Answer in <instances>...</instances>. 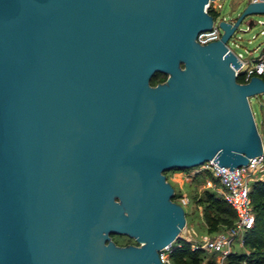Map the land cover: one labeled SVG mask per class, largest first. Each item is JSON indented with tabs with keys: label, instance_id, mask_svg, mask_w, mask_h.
Wrapping results in <instances>:
<instances>
[{
	"label": "water",
	"instance_id": "1",
	"mask_svg": "<svg viewBox=\"0 0 264 264\" xmlns=\"http://www.w3.org/2000/svg\"><path fill=\"white\" fill-rule=\"evenodd\" d=\"M208 1L0 0V264H169L186 218L165 171L264 153V78L226 44L264 0L201 43Z\"/></svg>",
	"mask_w": 264,
	"mask_h": 264
},
{
	"label": "built area",
	"instance_id": "2",
	"mask_svg": "<svg viewBox=\"0 0 264 264\" xmlns=\"http://www.w3.org/2000/svg\"><path fill=\"white\" fill-rule=\"evenodd\" d=\"M223 2L224 0H209L205 4V9L212 8L214 11L220 12ZM212 14L213 22L211 28L200 31L196 37V39L201 43L219 38L223 31L219 24L221 17H218L214 13ZM255 23L264 25V20L258 19L255 21ZM236 31H234L226 41L227 48L234 51L241 61L240 65L235 67L236 75H240L242 77V80L240 81H247L252 75H259L264 78V47L260 48L258 52L252 57L245 56V52H248L246 47H243V51L236 49V47L241 46L238 35H236ZM260 31L263 32L264 27H262ZM261 137L264 150V137L262 135ZM263 164L264 153L249 157V160L246 164L234 166L233 168H230L228 165H220L214 160H207L204 162V165L207 167V169L215 177H217L221 195L231 204L236 212V224L233 227L234 234L218 232L212 236L206 237L201 244V246L205 247L206 249L216 251V260L218 264H225L228 252L233 249L232 240L234 235L240 232V241L243 244V231L252 226L254 222V212L249 194L251 184L249 179L251 174L256 173L258 170H260V174H258L255 178L263 176ZM173 171L174 175H177L180 172H185L186 168H178ZM187 201L188 197L186 195H180L179 203L184 204ZM196 246H200V244H192V247ZM165 248H169L170 250V245L166 246ZM165 248L160 250V257L163 261L170 264L169 255L168 252L164 250Z\"/></svg>",
	"mask_w": 264,
	"mask_h": 264
},
{
	"label": "rangeland",
	"instance_id": "3",
	"mask_svg": "<svg viewBox=\"0 0 264 264\" xmlns=\"http://www.w3.org/2000/svg\"><path fill=\"white\" fill-rule=\"evenodd\" d=\"M246 2L247 0H224L223 5L220 8V12L214 11V14L221 18L224 17L226 19H235ZM251 17L254 20H258L259 17H262L264 20V13H253L245 16V18L240 22L238 26L239 28L236 31V35H238V39L241 43V46L236 47V49L243 51V47H246L248 49V52H245V56L247 57H252L257 53L258 49L254 50L253 48L259 42L262 44L261 46H264V33H259V29L262 26L259 24L249 26L247 24L246 20ZM256 32H258V35L252 38V35ZM249 39H251V41H249ZM249 101L254 112L258 130L264 137V92L251 95L249 97ZM175 169L178 168H171L165 171L167 179L174 186L173 199L179 202L180 195L184 194L188 197V201L182 204L185 210L186 221L185 225L180 231V235L189 239L192 244L198 243L201 246L206 237L212 236L218 232L234 234L233 227L236 224L235 218H233L232 226L225 227L224 225L220 224L219 229L216 231L210 230L209 224L205 220L204 207L207 202V190L218 193L219 195H221V193L218 189V181L216 180L215 176L207 169L204 163L188 167L186 168L185 172H180L177 175H174L173 170ZM258 174H260V170H258L256 173L251 174L249 179L250 183ZM240 235V232L234 235V238L232 240V248L234 250L244 249L240 241ZM110 238L117 244L137 243L136 239L133 236L125 233H112ZM164 250L166 252H169V248H165ZM205 254L207 256H210L213 254V251L210 249H206ZM215 254L216 252L214 253V255Z\"/></svg>",
	"mask_w": 264,
	"mask_h": 264
},
{
	"label": "trees",
	"instance_id": "4",
	"mask_svg": "<svg viewBox=\"0 0 264 264\" xmlns=\"http://www.w3.org/2000/svg\"><path fill=\"white\" fill-rule=\"evenodd\" d=\"M214 13L212 8L207 9ZM166 73L155 72L151 76V83L155 84L166 79ZM238 80H242L240 75ZM218 181L217 177H215ZM254 222L252 226L243 231V245L248 250H234L228 252L225 264H264V176L255 178L250 184L249 191ZM204 217L209 224V229L216 231L220 224L225 227L233 225L236 221V212L231 204L218 193L207 190ZM202 246L192 247V242L184 236L177 238L170 245L168 252L170 264H218L216 251L207 256Z\"/></svg>",
	"mask_w": 264,
	"mask_h": 264
},
{
	"label": "crops",
	"instance_id": "5",
	"mask_svg": "<svg viewBox=\"0 0 264 264\" xmlns=\"http://www.w3.org/2000/svg\"><path fill=\"white\" fill-rule=\"evenodd\" d=\"M247 1H248V0H247ZM258 19H263V18H262V17H259ZM255 21H256V20L253 19V22H252V24H251L252 26L255 25V24H259V25H261L262 27H264L263 24L255 23ZM262 27L259 29V33H264V31H263V32L260 31V30L262 29ZM251 28H252V27H251ZM251 28H250V29H251ZM248 30H249V29H248ZM257 35H258V32H256L255 34H253V35H252V38L256 37ZM249 41H251V39H249ZM261 45H262V44L259 42V43H258L253 49H254V50H257V49H258V50H259L260 48H263L264 46H261ZM258 50H257V52H258ZM263 175H264V174H263ZM218 185H219V182H218ZM218 189H219V187H218ZM242 245H243V244H242ZM243 247H244L243 250H248L246 246L243 245Z\"/></svg>",
	"mask_w": 264,
	"mask_h": 264
}]
</instances>
